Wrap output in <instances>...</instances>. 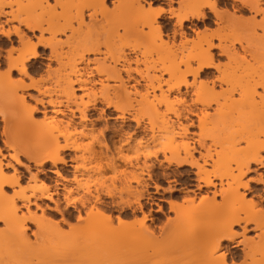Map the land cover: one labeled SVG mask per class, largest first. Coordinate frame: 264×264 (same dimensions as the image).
I'll return each mask as SVG.
<instances>
[{
    "label": "snow or ice",
    "instance_id": "1",
    "mask_svg": "<svg viewBox=\"0 0 264 264\" xmlns=\"http://www.w3.org/2000/svg\"><path fill=\"white\" fill-rule=\"evenodd\" d=\"M0 264H264V0H0Z\"/></svg>",
    "mask_w": 264,
    "mask_h": 264
}]
</instances>
